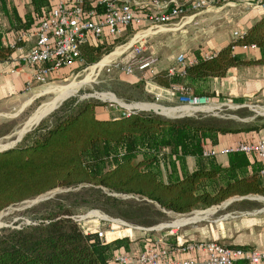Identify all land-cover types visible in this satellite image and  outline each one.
Here are the masks:
<instances>
[{
  "label": "trees",
  "instance_id": "1",
  "mask_svg": "<svg viewBox=\"0 0 264 264\" xmlns=\"http://www.w3.org/2000/svg\"><path fill=\"white\" fill-rule=\"evenodd\" d=\"M48 5L49 0H28L26 10L18 15L0 0L7 29L12 31L28 29L33 17L41 15ZM118 39L104 38L79 46L82 61L94 63ZM250 44L259 50L255 62L264 65V12L213 55L203 57L198 48L190 52L196 61L185 67L183 77L166 76L164 72L165 78L157 83L164 87L181 83L191 94L205 95L192 90L191 84L222 77L230 67L248 63L235 55L232 47ZM11 52L0 28V61ZM146 93L145 98L152 100ZM97 105L100 102L92 98H66L25 132L14 147L0 151V211L55 187L88 184L92 196L98 198L90 206L149 226L164 219L161 209L181 214L233 195L264 196L260 164L248 154L227 153L225 167L216 164L213 157L201 155L206 145L215 146L217 134L257 131L264 122L233 127L229 119L207 114L165 117L151 110L98 118ZM186 157L194 160L191 171L186 170ZM213 184L216 186L204 189V185ZM100 188L135 195L139 200H121ZM72 214L69 205L46 200L28 222L0 227V264H114L115 254L128 251L125 237L104 241L95 233L85 234ZM233 264L247 263L238 260Z\"/></svg>",
  "mask_w": 264,
  "mask_h": 264
},
{
  "label": "built area",
  "instance_id": "2",
  "mask_svg": "<svg viewBox=\"0 0 264 264\" xmlns=\"http://www.w3.org/2000/svg\"><path fill=\"white\" fill-rule=\"evenodd\" d=\"M18 1L22 4L28 2V0ZM253 6H258L261 12H264V0H49V5L42 10L41 15L33 17L28 29L1 31L4 43L15 52L14 54L11 52L4 60L11 59L14 65L31 67V80L35 83H43L47 80L49 72L68 67L81 60L79 46L96 43L104 38H120L127 35L131 41L129 47L132 46L128 57L120 64L117 63L116 58H112L103 66H116L125 75L138 74L141 77L154 61L149 53L145 56L141 55L142 46L146 42L145 37L157 32L162 28L161 26L173 25L177 21L178 23L195 22L194 19L199 15L217 12L224 7L242 11ZM154 28L156 30H153ZM243 31L244 29H233L232 38L240 36ZM234 47L236 46H233L232 50ZM237 47L256 48L253 44ZM214 53L204 52L201 55L209 57ZM137 54L139 56H136ZM195 61L196 58L191 53H178L166 67L165 75L175 74L183 77L185 67ZM143 82L145 91L151 94L154 101L162 98L170 100L171 96H174L176 105L172 107L188 109L180 112L179 115H194L197 112H209L214 108V103L208 96L191 94L181 83L164 87L156 84L151 77L148 79L143 77ZM231 151L248 154L260 164L258 174L264 175V138L261 137L254 141H237L230 146H207L202 149L201 155L214 157L218 154L226 155ZM92 217L86 213L71 215L83 233H95L104 241L119 236L115 234L113 224L127 225L119 219L108 216L98 218L91 223ZM149 241L147 238L138 250L128 249L126 252L115 254L112 262L114 264H233L238 260H245L247 264H256L264 259V252L253 248L243 249L225 245L211 239L180 242L176 244L175 249L179 253H188V255L170 258L169 243Z\"/></svg>",
  "mask_w": 264,
  "mask_h": 264
},
{
  "label": "rangeland",
  "instance_id": "3",
  "mask_svg": "<svg viewBox=\"0 0 264 264\" xmlns=\"http://www.w3.org/2000/svg\"><path fill=\"white\" fill-rule=\"evenodd\" d=\"M209 13L210 12H206L199 15L194 19L195 22L178 23L179 21H177L173 25L161 26L163 29L159 28L157 32L146 36V42L142 46L141 55L145 56L149 53L154 58V61L145 75L141 77L138 74L134 76L125 75L121 72L119 67L116 66L112 67L105 65L102 67H95L100 61L115 53L117 49L122 48L114 57L118 64L128 57L132 46L129 47L128 45L131 42L129 41L130 37L124 35L109 47V52L107 51L102 54L103 56L101 55L94 63L85 64L82 59L78 60V62H75L73 65L62 68L52 77L47 78L45 82L36 83L35 90H38L33 95L37 94V96L32 99L26 107L19 112L15 109L8 108L0 113V148L9 145L11 143L9 141L13 140L16 134L20 135L22 131L35 123L38 119L33 121H31V119L45 107L53 106L65 97H75L78 100L87 98L97 100L100 102V105L95 107V115L98 118L117 117L122 113H126L129 108L152 109L160 111L166 115L165 117L179 115L180 113L177 111L175 115H170L164 111L167 108L174 110L175 107L172 106L176 105L175 99L170 102H161L145 98L144 94L146 91L144 89L143 77L147 79L151 77L156 84L160 85L157 83V80L165 78V69L171 63L173 57L178 53L192 52L194 49L201 47V43L205 42L208 35L213 31V26L219 25L218 30L230 34L232 38L231 30L225 25L226 21L228 22L229 20L225 17L211 20V18L207 16ZM5 23L6 19L4 18L2 21L0 18V28L3 27ZM7 30V27H5L4 31ZM153 30H156V28ZM136 56H139V54ZM135 83H139L136 88L132 86ZM74 84L76 85L74 86ZM62 90L64 91L61 93L60 91ZM137 97L141 99L137 101L135 99ZM27 100L28 99H26V103ZM213 106L214 108L209 112L197 113L207 114L221 119H229L233 127L260 125L264 122V101L256 102L254 99L250 101L230 100L225 101V103L215 102ZM234 134L235 133H229L227 136H232ZM260 137L264 138V136ZM89 188L90 185L88 184H78L73 187H55L34 198L9 205L0 211V222L4 225L2 227H14L22 222H28L37 215L44 201L53 200L69 205L73 215L90 213L89 216H93V220L90 221L91 223L95 222L98 218H107V216L125 222L127 225L113 224L115 234L125 237L128 243L134 242L135 246H140L143 242L141 240L145 237L149 238V242L152 243L167 240L169 244H172V242H189V240H210L208 238L201 239L202 237H199V235L196 237V232L208 228L211 219L222 214L226 210L225 206L220 205V207L216 208L211 214L205 216V218L189 222L194 220L195 217L190 219H185V217L194 215L192 212L206 210L219 203L205 208L193 209L187 213L181 214L161 209L165 214L164 219L152 225L144 226L131 223L119 217L110 216L102 209L90 206L89 203L98 198L92 196ZM100 190L107 195H113L115 198L121 200H131L135 202L139 200L135 195L111 193L105 188H100ZM259 196L264 198L263 195ZM260 202L264 203V201ZM185 222L189 223L183 224ZM160 224L169 226L158 227ZM176 224L183 225L178 226ZM150 227H153V229L147 230V228ZM189 238H192V240Z\"/></svg>",
  "mask_w": 264,
  "mask_h": 264
},
{
  "label": "crops",
  "instance_id": "4",
  "mask_svg": "<svg viewBox=\"0 0 264 264\" xmlns=\"http://www.w3.org/2000/svg\"><path fill=\"white\" fill-rule=\"evenodd\" d=\"M4 3L6 8L12 6L18 15H21L27 8V3L22 4L18 0H4ZM261 13L258 6H253L242 11L224 7L220 11L210 12L207 16H209L211 20L221 17L227 18L229 21H226L225 25L232 31L233 29H245L256 20ZM0 18L2 21L4 18L6 19L1 10ZM218 26H213V31L208 35L207 40L201 43L202 46L198 48L201 54L204 52H215L218 47L230 40V34L218 30ZM5 27L8 28L7 21L3 27H1V31H4ZM232 52L240 59L248 61V63L230 67L222 77H208L193 85L191 84V89L205 94L212 103H223L230 100L250 101L251 99H254L256 102L264 101V65L255 62L260 56L259 50L257 48L243 49L236 46L233 48ZM14 53L15 52H12V54ZM11 62V59L0 61V113L8 108L15 109L19 112L37 96V94L33 95L38 89L35 90L36 83L31 80L32 68L27 65H14ZM61 69L62 68L49 72L48 78L52 77ZM188 91L190 92V90ZM26 99H28L27 103ZM174 99L175 97L171 96L170 100L164 98L158 100L161 102H170ZM166 111V113L170 115L177 114L175 111ZM227 134L229 133L216 135V147L230 146L237 141H254L260 138V136H264V128L257 131L237 132L232 136H227ZM207 146L208 145H206V147ZM213 159L220 167L226 166V155L218 154L214 156ZM185 167L187 171L194 169V160L192 157L185 158ZM215 177H218V175ZM260 180L264 184V175L260 176ZM215 186L216 184L212 186L204 185V189L209 190ZM228 198H231V201L226 205H222L230 207L226 208L222 214L211 219L208 228L199 230L196 232L195 236L197 237V235H199V237H202L201 239L208 238L216 240L225 245L249 247L264 252V203L260 202L264 201V198L260 197L258 194H247L242 196L233 195ZM212 212L213 207L203 210L202 212H193L192 214L194 215L185 217V219L195 217L194 220L189 222L197 221L205 218V216ZM183 224L176 225L179 226ZM117 237L120 238L121 236L119 235ZM146 239L145 237L141 241L145 242ZM189 239L192 240V238ZM143 242L140 246H135L134 242H129V249L138 250L144 244ZM178 243L180 242H172V244H169L170 253L168 255L170 258H180L188 255V253H179L177 249H175ZM256 264H264V259Z\"/></svg>",
  "mask_w": 264,
  "mask_h": 264
},
{
  "label": "water",
  "instance_id": "5",
  "mask_svg": "<svg viewBox=\"0 0 264 264\" xmlns=\"http://www.w3.org/2000/svg\"><path fill=\"white\" fill-rule=\"evenodd\" d=\"M88 96H92V95H88ZM65 98H63V99H61L58 103H56L55 105H53L51 108H50V110L48 111V112H46L45 113V115L46 114H48L50 111H52L54 108H56L60 103H61V101L62 100H64ZM121 106V105H120ZM138 110H150V109H136V108H129V109H127V112L126 113H128V112H130V111H138ZM151 111H153L154 113H156V114H160V115H163V114H161V113H159L158 111H155V110H152L151 109ZM44 115V116H45ZM165 116V115H164ZM180 116H183V115H177V116H171V117H180ZM41 119V118H40ZM40 119H38L35 123H33L32 125H30L27 129H25L24 131H22V133H20V135H15L14 136V138H13V140H11V141H9V142H11L9 145H7V146H5V147H1L0 148V151H4V150H7V149H10V148H12V147H14L15 146V144L19 141V139L21 138V136L25 133V132H27L32 126H34V125H36L37 123H38V121L40 120ZM231 201V198L229 199V198H227V199H225V200H223L222 202H220L218 205H214V206H212L213 207V211H215L216 210V208H218L220 205H226L227 203H229ZM2 226H4L1 222H0V227H2ZM167 227V226H166ZM153 227H150V230L152 229Z\"/></svg>",
  "mask_w": 264,
  "mask_h": 264
},
{
  "label": "bare ground",
  "instance_id": "6",
  "mask_svg": "<svg viewBox=\"0 0 264 264\" xmlns=\"http://www.w3.org/2000/svg\"><path fill=\"white\" fill-rule=\"evenodd\" d=\"M163 29V28H162ZM128 45H130V43L128 44ZM120 50H122V48L121 49H117L116 51H115V53H113L111 56H108V57H106L105 59H103L102 61H100L97 65H95V67H102L105 63H107V62H109L112 58H114L115 56H116V54H118L119 52H120ZM89 77V76H88ZM85 79H86V77H85ZM88 79V78H87ZM89 82V81H88ZM86 83V82H85ZM76 84H74V86H75ZM70 87V86H69ZM66 88H68V87H66ZM75 88V87H74ZM65 90V89H64ZM64 90H62V91H60L61 93L64 91ZM60 93V94H61ZM57 99V98H56ZM65 99H66V97H65ZM118 102V101H117ZM119 103V102H118ZM52 106H49V107H45L40 113H38L37 115H35L32 119H31V121H33V120H37L38 118L40 119V118H42L43 116L42 115H44L45 114V112H47V111H49L50 110V108H51ZM146 107V106H145ZM166 110H171V108H167ZM166 110H164L165 112H167ZM188 109L186 108V107H180V108H177V107H175L174 108V110H171V111H177L178 113H180V112H185V111H187ZM156 111V110H155ZM159 113H161L160 111H158ZM161 114H163V113H161ZM164 115V114H163ZM42 116V117H41ZM166 116V115H165ZM197 211H199V212H202L203 210H197ZM194 212H196V211H194ZM193 213V212H192ZM87 215L89 216L90 215V213H87ZM106 218V217H105ZM118 222H119V220H118ZM166 227V226H169V225H166V224H160V225H158V227Z\"/></svg>",
  "mask_w": 264,
  "mask_h": 264
}]
</instances>
